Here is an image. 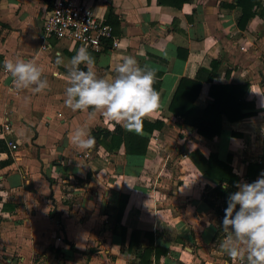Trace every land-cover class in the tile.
Returning a JSON list of instances; mask_svg holds the SVG:
<instances>
[{
    "label": "crops",
    "instance_id": "obj_1",
    "mask_svg": "<svg viewBox=\"0 0 264 264\" xmlns=\"http://www.w3.org/2000/svg\"><path fill=\"white\" fill-rule=\"evenodd\" d=\"M82 1L103 21L107 10L118 19L117 45L105 40L100 50L87 49L94 60L89 67L110 80L114 68L132 56L154 70L160 106L143 120L161 126L137 133L147 137L143 155L124 154L122 146L108 152L96 140L91 150L75 147L70 136L76 127L90 129L92 136L124 127L102 111L66 107L68 69L56 65V53L67 63L79 49L52 39L40 48L48 0H0V112L9 100L6 139L17 144L15 150L0 151V264H140L147 238L140 236L126 252V243L111 230L119 193L127 196L120 217L126 236L132 229L155 232L152 245L166 250L157 258L150 253L147 264H243L222 251L227 237H215L219 219L201 197L203 187L214 182L196 169L189 153L230 157L240 182L251 183L262 172L264 11L254 8L239 29L235 0H185L179 7L173 4L177 0ZM260 5L264 10V0ZM14 57L43 69V91L19 88L7 95L11 75L3 63ZM79 67L87 70L83 63ZM181 77L200 81L193 101L198 109L211 102L210 83L245 84L242 99L252 104V113L233 122L222 118L212 139L200 136L167 109ZM252 163L259 170L245 177ZM252 171L250 166L249 175Z\"/></svg>",
    "mask_w": 264,
    "mask_h": 264
},
{
    "label": "clouds",
    "instance_id": "obj_2",
    "mask_svg": "<svg viewBox=\"0 0 264 264\" xmlns=\"http://www.w3.org/2000/svg\"><path fill=\"white\" fill-rule=\"evenodd\" d=\"M56 65L68 69L65 105L72 111H102L105 116L122 124L127 131L140 133L143 118L160 106L159 94L154 89L156 73L141 67L128 56L114 68L112 79L98 78L90 65L94 63L86 47H81L65 63L62 53H56ZM85 64L87 70L79 68ZM3 67L13 78L16 88L43 91L47 81L43 69L34 61L21 57L8 58ZM71 143L80 150H91L95 138L90 129L76 127ZM225 190L227 184L222 186ZM236 191L229 193L220 227L226 234L221 249L233 260L243 264H264V171L256 180L234 182ZM212 226V225H209Z\"/></svg>",
    "mask_w": 264,
    "mask_h": 264
},
{
    "label": "trees",
    "instance_id": "obj_3",
    "mask_svg": "<svg viewBox=\"0 0 264 264\" xmlns=\"http://www.w3.org/2000/svg\"><path fill=\"white\" fill-rule=\"evenodd\" d=\"M183 1L185 0H177L173 4L175 7H179ZM157 3L160 4L162 2L161 0H157ZM235 5L240 8V15L237 20V27L239 29L245 27L247 21L253 17L255 14L254 8L261 9V14L264 11L261 8L260 0H235ZM104 22L110 26L113 34V27L118 23V19L110 10H107L105 13ZM210 64L213 66L216 62L211 61ZM207 73L209 74L208 79L210 80L214 72L210 70ZM199 76L197 74V77ZM153 87L157 90L156 84ZM199 88V80L181 77L171 95L167 109L174 116L181 119L184 124L194 129L197 134L206 139H212L220 133L222 118L228 122H233L252 113V104L242 99V95L246 89L245 84L210 83L207 93L211 98V102L206 104L202 109H198L193 105ZM160 126L161 122L158 120L154 122L143 120L142 130L150 133L153 129H159ZM93 137L108 152L116 150L119 146L123 147V152L127 155H143L146 151L147 137L127 131L118 125H115L112 131L99 130ZM105 139H107L106 142L104 141ZM4 149L5 143L3 140H0V151ZM189 158L202 175L210 178L214 182V186L212 187L206 185L203 187L201 197L219 219L215 237H226L220 225L222 224L224 209L227 207V197L229 193L236 191L234 182L239 180L238 176L232 172L228 164L230 157H226L225 160H219L214 153H209L207 157H203L199 151L193 150L189 153ZM250 166L253 167V173L251 175L248 173ZM258 170L259 165L255 163L247 165L245 177L255 175ZM262 171H264V168H262ZM224 184L228 186L226 190L222 187ZM126 198L127 196L125 194L119 193L117 195V199L114 202L115 214L111 230L120 237L121 241L126 243V252H129L133 246L135 247L137 245L140 236L147 238L148 246L143 248L140 254H138L139 263L147 264L150 253H153V256L157 258L159 254H164L166 250L152 245V236L155 235L153 234L155 232H140L132 229L126 236V229L120 223Z\"/></svg>",
    "mask_w": 264,
    "mask_h": 264
},
{
    "label": "built area",
    "instance_id": "obj_4",
    "mask_svg": "<svg viewBox=\"0 0 264 264\" xmlns=\"http://www.w3.org/2000/svg\"><path fill=\"white\" fill-rule=\"evenodd\" d=\"M48 39L60 40L63 45L70 48L86 47L92 51L100 50L105 40L110 41V47H115L118 42L111 32L110 26L96 17L82 0H48V8L39 30L41 49L48 47ZM5 91L10 97L18 93V88L15 87L12 77L7 82ZM9 104V100H6L0 112V138L7 148L15 150L17 144L6 139L10 133L11 124ZM56 116H60V113H56ZM46 118L48 119V116ZM77 156L80 157V155ZM239 263H241L240 260Z\"/></svg>",
    "mask_w": 264,
    "mask_h": 264
},
{
    "label": "rangeland",
    "instance_id": "obj_5",
    "mask_svg": "<svg viewBox=\"0 0 264 264\" xmlns=\"http://www.w3.org/2000/svg\"><path fill=\"white\" fill-rule=\"evenodd\" d=\"M50 40H51V39H50ZM51 41L56 42V44H57L58 46H66V45H63V43H62L60 40H54V39H52Z\"/></svg>",
    "mask_w": 264,
    "mask_h": 264
},
{
    "label": "water",
    "instance_id": "obj_6",
    "mask_svg": "<svg viewBox=\"0 0 264 264\" xmlns=\"http://www.w3.org/2000/svg\"><path fill=\"white\" fill-rule=\"evenodd\" d=\"M79 68H81V69L85 70L83 67H79Z\"/></svg>",
    "mask_w": 264,
    "mask_h": 264
}]
</instances>
